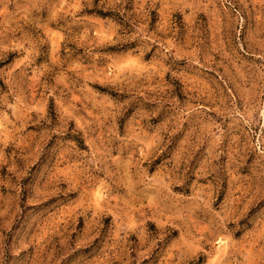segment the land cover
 Here are the masks:
<instances>
[{
  "label": "rangeland",
  "instance_id": "obj_1",
  "mask_svg": "<svg viewBox=\"0 0 264 264\" xmlns=\"http://www.w3.org/2000/svg\"><path fill=\"white\" fill-rule=\"evenodd\" d=\"M0 264H264V0H0Z\"/></svg>",
  "mask_w": 264,
  "mask_h": 264
}]
</instances>
